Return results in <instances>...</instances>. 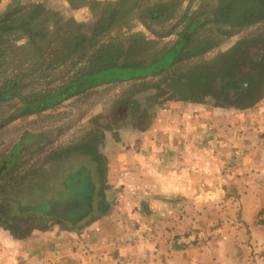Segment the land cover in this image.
Masks as SVG:
<instances>
[{"label":"trees","instance_id":"16d2710c","mask_svg":"<svg viewBox=\"0 0 264 264\" xmlns=\"http://www.w3.org/2000/svg\"><path fill=\"white\" fill-rule=\"evenodd\" d=\"M3 1H8L10 8L0 13V133L18 119L60 107L103 85L120 88L110 117L121 128L131 127L165 93L170 103L188 102L191 107L202 108L199 113L211 112L205 119L199 114L193 116L198 112L195 108L190 112L197 135L206 138L205 148L207 142L215 140L211 132L218 127L224 130L225 140L240 135L238 119L245 113L256 115V127L264 128V106L253 103L264 89V0H200L197 5V0H115L108 16L91 23L63 21L48 4L19 20L16 14L25 6L19 0L0 3ZM184 3L186 8L180 13ZM138 24L150 36L133 31V25ZM252 28L255 30L247 37L218 51L212 59L205 58L221 47L224 39ZM169 37L175 39L167 41ZM13 64L17 68L22 64L21 69L11 67ZM63 68H69V72L62 83L42 88L43 81ZM201 102L206 108L198 106ZM234 109L241 114L228 112ZM223 110L228 112L227 120L222 115L214 116ZM94 127L91 134L68 140L55 130L25 133L3 156L2 175L24 159L21 147L43 154L46 147L55 144L45 154L44 165L29 171L32 175L0 186V215L7 233L23 236L30 230L42 232L55 219L78 228L85 220V215L73 218L57 214L54 189L62 177L77 172L82 160L94 168L95 174L98 171L100 177L104 175V141L98 138L105 133L104 125ZM233 127L236 132L231 134L229 129ZM241 136L245 137V132ZM241 152L245 156L246 151ZM53 165L58 170L43 176L44 171L52 172ZM239 179L250 180L248 186L256 184L254 189H260L255 174L242 173ZM100 202L102 216L108 208ZM263 213L264 209L260 210L257 217Z\"/></svg>","mask_w":264,"mask_h":264},{"label":"rangeland","instance_id":"374dc122","mask_svg":"<svg viewBox=\"0 0 264 264\" xmlns=\"http://www.w3.org/2000/svg\"><path fill=\"white\" fill-rule=\"evenodd\" d=\"M19 1L25 6V9L16 14V18L19 20L27 18L38 6L48 4L57 11L61 20H73L77 23H91L97 18H105L115 2V0ZM198 1L200 0H197L195 5L198 4ZM186 5L187 3L182 5L180 13L184 12ZM9 8L8 1L0 3V13L6 12ZM132 30L150 36L139 24L133 25ZM254 30L255 28H252L229 40L224 39L225 41L223 40V43L220 44L221 47L219 46L206 54L205 58H214L218 51L226 50L237 41L247 37L248 33ZM174 39L175 37H169L166 40L171 42ZM29 64H23L24 68L22 69H25ZM14 65L16 64L11 67L21 69L22 64L19 68ZM68 72L69 68H63L55 72L50 79L43 81L42 88H52L57 86L58 83H62L67 78ZM31 89L29 88V90ZM119 89L115 85L100 86L91 90V92L88 91L90 93L87 92V96L84 94L80 98H73L69 102H64L60 107L18 119L0 133L1 160L4 155L12 150L14 145H17L25 133L44 131V129L55 130L56 133L58 131L61 133L62 138L68 140L74 138V136L79 138L84 133L91 134L95 128L94 124H97V127L104 125L105 131L104 135L98 136L100 142L104 141L102 148L104 160L102 163L105 171L102 177L96 171L97 178L95 181L98 183L99 188L97 190L95 211L90 212L88 209H84L86 217L85 220L82 219V223L78 228L68 227L69 224L65 221L58 220V222L55 219L47 224L46 230L42 232L30 230L23 236L7 233L2 226L3 217L0 215V264L154 263L152 257L154 251L150 246H147V243L156 242L157 238H161V234L158 230V224L151 222L155 217L154 213L150 214L153 209L148 212V209H151L150 201L154 203L153 197L147 198L141 195L144 182L138 180L137 173L143 174L141 170L144 167L139 160L142 155L136 148L146 140V137L149 141H152V133L143 135L139 130V125L135 122L134 128L126 137L121 135V132H124L125 129H122L110 117L111 105L116 94L119 93ZM254 103L264 106V89L256 95ZM198 106L206 108V104L202 102ZM195 109L198 113L199 110H202V108ZM237 111L239 110L234 109L228 112L235 113ZM228 112L219 111L217 115L221 113L225 115L223 117L227 120ZM192 118L189 125L195 123ZM197 136V139L203 140L202 134ZM54 147L55 144L49 145L48 148L46 147L47 149L45 148L43 154L33 153V151L30 153L26 151L28 150L27 147H21L20 151L25 155L24 159L17 161L8 174L2 175L3 167H0V186L5 182H21L24 177L32 175L29 174V171L44 165L45 154L49 153ZM149 154H153V152ZM84 164L77 165L76 170ZM90 169L95 175V171L91 166ZM54 170H58L55 165L51 167L52 172L44 171L43 176L52 175ZM128 191H134L133 200L126 196ZM99 200L103 201V205L106 204L108 208V212L102 216H99L98 211ZM255 204L256 202L250 209H255ZM1 208L3 206H0ZM259 209H264V207ZM246 223L250 224V221ZM151 224H155L157 227L154 228ZM218 225H223V223L212 225L209 228ZM70 227L75 229H67ZM262 228L254 233H251L248 230L249 228H240V230L235 231L233 241L238 243L236 246L238 249L235 248V252H237L236 255L243 264H264V229ZM160 252L161 249L155 255Z\"/></svg>","mask_w":264,"mask_h":264},{"label":"crops","instance_id":"0c3cea01","mask_svg":"<svg viewBox=\"0 0 264 264\" xmlns=\"http://www.w3.org/2000/svg\"><path fill=\"white\" fill-rule=\"evenodd\" d=\"M167 99L166 93L161 95L135 121L143 135L152 133V141L146 137L136 148L144 167L143 174L137 173L138 180L144 182L141 195L153 197L148 212L153 209L151 222L158 224L161 234L156 242L147 243L154 251L153 264H243L235 252V231L249 228L254 233L263 227L256 220L259 208L264 207V128L256 127V115L245 113L238 119L240 135L225 140L224 130L218 127L211 132L215 140L207 142L205 148L206 138L197 139L196 129L189 125L190 103H170ZM196 114L205 119L211 112L193 116ZM235 114H241L240 110ZM134 125L122 128L121 135L126 137ZM229 130L236 132L234 127ZM241 150L246 151L245 156ZM242 173L255 174L260 189H254L256 184L248 186L250 180L239 179ZM133 194L128 191L126 196L133 200ZM255 202L256 208L250 209ZM218 223L223 225L209 228ZM197 228L200 230L192 231ZM208 236L216 239L207 240ZM179 244L183 247H177Z\"/></svg>","mask_w":264,"mask_h":264},{"label":"flooded vegetation","instance_id":"af4514ba","mask_svg":"<svg viewBox=\"0 0 264 264\" xmlns=\"http://www.w3.org/2000/svg\"><path fill=\"white\" fill-rule=\"evenodd\" d=\"M82 163L90 165L89 163H87V161H81L79 165ZM73 174L74 173L71 172V173H68L66 176L62 177L58 182V186H56V188L54 189L55 191L54 195L56 198L58 188L60 186H62L63 188L62 195L60 196L62 199H55L59 207V209H56V213L59 215H64V216L66 215V217L79 218L81 216L83 217L84 215L83 206L85 205V195L77 194L79 185L75 184L73 180V176H74ZM96 178L97 176L95 177V179ZM69 184H72L76 190L75 193L72 195L69 193L71 189V186Z\"/></svg>","mask_w":264,"mask_h":264},{"label":"water","instance_id":"95a60500","mask_svg":"<svg viewBox=\"0 0 264 264\" xmlns=\"http://www.w3.org/2000/svg\"><path fill=\"white\" fill-rule=\"evenodd\" d=\"M73 175V180L75 184L79 185L77 194L85 195V205L83 206V209H88L90 212L95 211V205L97 201V190L99 186L98 183L95 181V176L92 173V169H90L89 165L84 164L79 167L77 172ZM69 185L71 186L69 193L72 195L75 193L76 190L72 184ZM91 186H93L92 191L90 188ZM62 190L63 188L62 186H60L57 190L56 199H62L60 197L62 195Z\"/></svg>","mask_w":264,"mask_h":264},{"label":"built area","instance_id":"2783aa9c","mask_svg":"<svg viewBox=\"0 0 264 264\" xmlns=\"http://www.w3.org/2000/svg\"><path fill=\"white\" fill-rule=\"evenodd\" d=\"M256 222L258 225H262V226L264 225V213L257 217ZM219 233H221V232H219ZM192 240H194V239H192Z\"/></svg>","mask_w":264,"mask_h":264}]
</instances>
